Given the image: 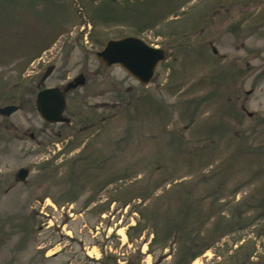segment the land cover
<instances>
[{
	"label": "rangeland",
	"instance_id": "374dc122",
	"mask_svg": "<svg viewBox=\"0 0 264 264\" xmlns=\"http://www.w3.org/2000/svg\"><path fill=\"white\" fill-rule=\"evenodd\" d=\"M126 36L168 54L147 85L96 58ZM49 66L44 86L86 78L70 123L57 146L16 140L11 123L41 126ZM8 104L0 264H187L206 246L188 264H264V0H0Z\"/></svg>",
	"mask_w": 264,
	"mask_h": 264
},
{
	"label": "water",
	"instance_id": "95a60500",
	"mask_svg": "<svg viewBox=\"0 0 264 264\" xmlns=\"http://www.w3.org/2000/svg\"><path fill=\"white\" fill-rule=\"evenodd\" d=\"M96 58L107 67L120 66L137 82L147 85L153 79L159 64L168 59V54L161 48L148 45L138 37L126 36L106 41L104 46L96 52ZM53 70V66L47 67L43 73V80L49 77ZM83 84L84 76L80 74L63 88H47L39 92L36 97L38 115L50 123H68L69 118L64 115L65 94ZM17 110L16 105H6L0 107V115L6 117ZM16 175L17 179L22 181L28 175V171L20 168Z\"/></svg>",
	"mask_w": 264,
	"mask_h": 264
},
{
	"label": "flooded vegetation",
	"instance_id": "af4514ba",
	"mask_svg": "<svg viewBox=\"0 0 264 264\" xmlns=\"http://www.w3.org/2000/svg\"><path fill=\"white\" fill-rule=\"evenodd\" d=\"M216 53V52H215ZM80 75V74H79ZM78 75V76H79ZM76 78V77H75ZM48 79V77L46 78V79H44L43 80V75L41 76V78L39 79V81H38V83H37V85H36V88H37V92H36V95H35V108H36V97H37V94L39 93V92H41L42 90H44V89H47V88H54V87H59V86H44V84H45V81ZM74 79V78H73ZM72 79V80H73ZM86 83V78L84 77V84ZM83 84V85H84ZM61 88H63L64 87V85H62V86H60ZM77 89V88H76ZM73 90H75V89H73ZM73 90H71V91H73ZM70 92V91H69ZM68 92V93H69ZM66 95H67V93L65 94V99H66ZM8 105H16V104H8ZM6 106V105H5ZM17 107H18V110L21 108V105L20 104H18V105H16ZM66 108H67V101H66V107H65V110H64V115H65V111H66ZM240 109H241V111H243L244 113H246V115L249 117V118H252L253 116H255L256 114H254V113H252V112H248L247 111V109L245 108V106L244 105H241L240 106ZM17 110V111H18ZM16 111V112H17ZM36 111H37V109H36ZM15 113V112H14ZM14 113H12V114H14ZM11 114V115H12ZM38 114V113H37ZM11 115H9V116H11ZM9 116H6V117H9ZM66 116V115H65ZM39 118L41 119V126H40V128L37 130V132H36V134L34 133V132H23L22 134L19 132V128H18V126H16L15 124H13V123H11L9 126H7V129L8 130H12L13 131V135H14V138L16 139V140H23L25 137H26V135H27V137L30 139V140H37L38 142H39V144L40 145H42V146H48V145H51V146H53V145H55V146H57L58 145V142H55V141H57V138H58V134H55L54 135V132H53V126L54 125H57V124H69L70 123V121L68 122V123H50V122H48V121H45V120H43L40 116H39ZM21 168H25L27 171H28V175L24 178V180H22V181H19L18 179H17V175H16V173H17V171L20 169H18L16 172H15V174H14V179H15V181H17V182H19V183H26V181H27V178H28V176H29V173H30V170H29V168H26V167H21ZM14 187V185L12 184V185H10L8 188L9 189H11V188H13Z\"/></svg>",
	"mask_w": 264,
	"mask_h": 264
},
{
	"label": "trees",
	"instance_id": "16d2710c",
	"mask_svg": "<svg viewBox=\"0 0 264 264\" xmlns=\"http://www.w3.org/2000/svg\"><path fill=\"white\" fill-rule=\"evenodd\" d=\"M206 248H207V246H206L205 248L203 247V249L200 250L197 254H198V255L202 254ZM197 254L194 253L193 256L191 257L190 261L193 260L194 258H196V257L198 256ZM190 261H189V262H190ZM189 262H188V263H189ZM188 263H187V264H188Z\"/></svg>",
	"mask_w": 264,
	"mask_h": 264
},
{
	"label": "bare ground",
	"instance_id": "6f19581e",
	"mask_svg": "<svg viewBox=\"0 0 264 264\" xmlns=\"http://www.w3.org/2000/svg\"><path fill=\"white\" fill-rule=\"evenodd\" d=\"M119 233H121V235H123V230L120 229V230H119ZM196 263H197V261L193 262L192 264H196Z\"/></svg>",
	"mask_w": 264,
	"mask_h": 264
}]
</instances>
